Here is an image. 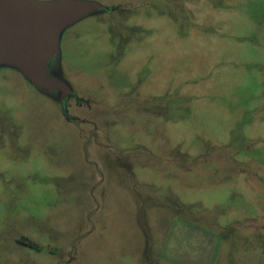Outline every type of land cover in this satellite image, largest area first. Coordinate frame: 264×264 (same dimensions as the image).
I'll return each instance as SVG.
<instances>
[{"label":"rangeland","instance_id":"rangeland-1","mask_svg":"<svg viewBox=\"0 0 264 264\" xmlns=\"http://www.w3.org/2000/svg\"><path fill=\"white\" fill-rule=\"evenodd\" d=\"M70 1L62 104L0 67V264H154L171 221L264 264V0Z\"/></svg>","mask_w":264,"mask_h":264},{"label":"water","instance_id":"water-1","mask_svg":"<svg viewBox=\"0 0 264 264\" xmlns=\"http://www.w3.org/2000/svg\"><path fill=\"white\" fill-rule=\"evenodd\" d=\"M100 7L93 3L59 0H0V67L12 65L37 89L59 92V102L69 89L48 73L57 53L58 34Z\"/></svg>","mask_w":264,"mask_h":264},{"label":"crops","instance_id":"crops-1","mask_svg":"<svg viewBox=\"0 0 264 264\" xmlns=\"http://www.w3.org/2000/svg\"><path fill=\"white\" fill-rule=\"evenodd\" d=\"M164 232L154 241V264H217L221 243L213 233L185 221H171Z\"/></svg>","mask_w":264,"mask_h":264}]
</instances>
